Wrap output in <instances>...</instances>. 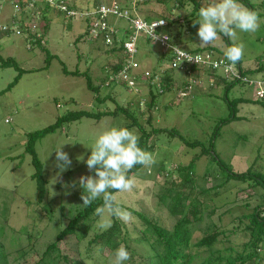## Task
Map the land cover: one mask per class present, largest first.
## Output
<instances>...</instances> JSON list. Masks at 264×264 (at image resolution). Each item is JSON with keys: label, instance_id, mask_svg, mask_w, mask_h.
Wrapping results in <instances>:
<instances>
[{"label": "rangeland", "instance_id": "obj_1", "mask_svg": "<svg viewBox=\"0 0 264 264\" xmlns=\"http://www.w3.org/2000/svg\"><path fill=\"white\" fill-rule=\"evenodd\" d=\"M79 9L94 4L98 0H70ZM106 4H120L123 0H99ZM184 2L185 0H180ZM203 4V0H196ZM130 5H137L136 13L143 17L158 18L167 12V8L173 9L177 1L163 3H143L141 0H127ZM207 2V0H205ZM248 9H252L258 15V28L254 32H241L237 30L235 37L230 40L220 34V38L211 44L214 48L221 50L228 47L225 38L231 44H243L244 54L241 60L243 69H254L257 64L264 66V0H238ZM3 8L0 11V235L4 247L16 252L22 247L30 244L28 236L18 232L26 228L33 238L37 239L36 248L46 247L50 240L63 229L69 219L75 214L81 205V194L83 188L79 185L81 176H95L94 171L89 172L85 161L91 154L96 138L105 130L112 127H130L138 137L141 131L138 126L131 125V119L126 114L119 112L115 115H104L99 119L81 118L80 120L63 123L55 132L46 134L33 144V151L41 167V177L45 183V192L42 200L38 198L37 179L33 174L37 171L31 153L26 150L28 135L40 131L56 122L58 117L67 113L87 111H116L117 108H129L134 110L139 103L140 113L137 116L138 123L147 130L158 128L164 130L175 129L179 135L188 142L197 143L195 147H187L182 144L178 137L169 136L167 132L159 133L152 137L148 145H154L152 149H144L152 153L156 163L150 167L140 168L131 176L134 180V188L129 192L116 194V199L123 209L131 213L127 221L121 220L126 226L131 237H140V230L144 227L141 219L132 213H146L149 217L156 219L159 224L168 228L172 226L173 220L167 217L165 211L157 208L156 201L159 194L158 186L162 183L161 178L149 174L147 169L155 173L161 165L169 169L172 164L187 166L194 160V173L202 175L205 171L212 174L214 182L220 183L222 175L226 172L217 161L210 156L201 157L202 148H208L209 143H214V151L227 169L235 174L250 171L252 175H264V99L254 102L257 97L256 90L246 84H235L229 89L230 100L244 98L245 102L237 105L238 118L230 123L223 124L216 135L220 121L228 117L230 110L222 99L225 91L224 86L209 85L201 80H196L192 88L185 90L169 91L158 97V103L153 111L144 112V105L150 98L147 96L146 82L151 77L153 68L167 67L169 57L162 56V48L156 43H146V38L138 36L136 46L139 53L133 58L138 64L133 73L140 74L146 82L135 83L134 86L122 84H110L114 75L107 82L106 69L118 65L121 53L116 51L108 53V49L101 41H84L77 38L84 32L83 19L75 17L74 21L68 22L62 16L55 15L49 9L47 21L40 18L35 30L44 29L42 42H32L31 35L17 24L19 21L28 23L30 18L17 15V21L13 19V8L6 1L0 0ZM43 7L42 4H39ZM167 7V8H166ZM250 7V8H249ZM200 9V8H199ZM199 9H194L191 3L186 6L182 13L181 22L186 18L189 24L199 19ZM177 10L176 8L174 11ZM176 15V14H175ZM39 18V17H38ZM114 25L122 27L123 22L116 20ZM30 25H36V19ZM199 25L193 26L191 32L183 29L181 37L172 41L183 50L189 51L201 47L197 30ZM163 29V32H173ZM35 33V32H34ZM39 35L42 31L37 32ZM173 37V36H172ZM34 39H38L36 36ZM175 40V41H174ZM47 53L51 55L48 61ZM221 57L224 54L216 53ZM13 59L18 68L23 70L17 84L10 86L17 77L19 71L13 66H5L4 61ZM47 60V61H46ZM63 68L69 72L78 71L86 73L91 84L99 86L98 94L87 87L85 76L65 75ZM149 73L146 76L145 73ZM220 74V72H218ZM255 79H264V71L253 73ZM177 83L182 82L185 76L179 71L175 75ZM188 77H190L188 75ZM188 77H186L188 79ZM193 79L192 77H190ZM118 79V78H117ZM120 79V77H119ZM117 82H121L120 80ZM108 84V85H107ZM254 93V94H253ZM255 95V98H254ZM100 98V103L95 99ZM170 101V102H169ZM151 114V115H150ZM150 125L148 124L149 116ZM7 120V122H5ZM131 125V126H130ZM218 126V127H217ZM214 137V139H213ZM62 147L71 159L72 163L67 170L61 172L56 166L55 151ZM211 152V150H208ZM195 158H197L195 160ZM175 168V166H173ZM216 174V175H215ZM150 175V176H149ZM251 176V175H250ZM264 181V177L262 178ZM255 178L231 179L223 189L220 196H216L209 202L220 204L225 197L234 200L230 202L233 207L231 215L224 217V224L231 228L236 217L244 213L240 204L242 198L249 196V203L263 205L264 208V182L260 180L254 185ZM212 180L206 183V187L214 185ZM199 185L196 189H199ZM240 189V190H238ZM242 190V191H241ZM198 191V190H197ZM235 191V192H234ZM199 192V191H198ZM234 192V193H233ZM229 200V199H228ZM157 208V210H156ZM131 211H130V210ZM264 214V213H263ZM102 221L110 223V215L105 211ZM107 217V218H106ZM100 221L94 223L87 236L80 240L71 238L65 245L77 242V252L84 264H111L114 252L104 248L98 250V246L90 244L94 235L100 231ZM101 222V223H102ZM209 222L206 219L205 225ZM237 224L234 222V225ZM204 225V226H205ZM14 230V231H13ZM16 232L18 242L12 245V238ZM203 236L201 231H196L192 243ZM230 244L241 242V235H230ZM53 241V240H52ZM227 241L217 244L215 247L221 249L230 245ZM197 253L193 264L199 263L208 256L204 249L195 250ZM220 255H225L220 250ZM29 254L26 259H29ZM218 255V254H217ZM11 264H22L21 259L11 255ZM78 264V263H73ZM249 264H257L249 263ZM263 264V263H262Z\"/></svg>", "mask_w": 264, "mask_h": 264}, {"label": "trees", "instance_id": "obj_2", "mask_svg": "<svg viewBox=\"0 0 264 264\" xmlns=\"http://www.w3.org/2000/svg\"><path fill=\"white\" fill-rule=\"evenodd\" d=\"M64 1L65 6L68 10H76L82 12H90L94 10L96 6L100 4H106L103 1L98 0L94 4L79 9L78 6H76V4H72L70 0ZM170 1L172 0H141V2L146 4H166ZM173 1H177V3L173 5V9H171V7H166L167 12L160 15L158 18H150V16L148 15H143V17H141L148 23L160 20L166 21V24L158 27L155 30V33L166 35L168 37V42L171 46L183 50L180 46L176 45L172 41V38L177 40L179 37H181L183 29L187 30L188 32H191L193 28V26L189 24V21H186V18L181 22L180 19L182 17V13L185 12L188 3H191L195 10L199 9L202 5L199 4L196 0H185L184 2L180 0ZM19 2L22 3V0H19ZM36 4L39 5L40 2H36ZM42 5L43 7L39 5V7H41L40 9L42 10V19L47 21L48 15L46 12L49 9H51V12L55 15H59L63 18H66L65 12H62L60 9H55L47 3H43ZM129 6L130 3L127 2V0H123L120 3V7L122 9L128 8ZM175 8L177 10L174 11ZM250 10L252 9L250 8ZM30 12L31 10H28L25 13V18L30 17ZM65 20L68 22H72L74 21V18L70 17L66 18ZM117 20L122 21L123 25L122 27H117V25H115L118 30L116 33L117 39L114 40L111 46L105 44V34L103 33H101L97 38H92L90 36L89 18L82 20V22L85 24L84 32L80 37L77 38V41L81 39L89 42L97 40L101 41L102 45L108 49V53L113 54L116 51L121 53V56L118 57V65H114L112 68L106 69V78L103 83L107 82L111 75H116L123 68L126 61V57L123 54V44L129 40L131 30H129L128 27L129 21H127L126 19ZM23 22L24 21L22 20L18 23L20 24V27L24 30ZM110 23H114L113 18ZM46 26L44 27V29H46ZM173 27H175L174 29H176L175 34H173V32L162 33L163 29L172 30ZM24 31L26 32L25 34H27V31ZM138 36L145 37L146 43L148 44L153 43L151 39L143 33L138 34L137 37ZM31 37L33 38V36ZM137 37L136 41L138 40ZM225 40L228 44L227 46L232 45L229 42L228 38H225ZM37 41L40 40L37 39L32 42L36 43ZM183 51L190 53L186 50ZM224 52V50L214 48L212 45L206 47H199L193 50V52H191L190 54L199 56L202 59L209 60L211 62H220L221 65H219L218 67H213L212 65L207 64L191 65L188 67V69H186L181 66V64H178L175 67L172 66L175 57L173 55V51L168 50L166 52H163L162 56H165V54H167L170 63H168L167 67L158 66L157 68H153L151 70V77L149 78L148 82H146V80H143L140 74L134 73V82L140 83L145 81L146 88L148 89L147 96H149L150 101H146V105H144L143 107V109L145 110L144 112L149 111L151 113L153 109L157 105H159L158 97L160 95H163L165 92H169L171 90L178 91L185 90L188 87L192 88V84H194L196 80H201L208 85L210 83H214V86L221 85L224 86L225 91V94L222 99L227 104L230 112L228 117L222 119L219 122L220 125H218L219 127L217 126L218 129L217 132H215V134L217 135L220 130L219 128L223 124L230 123L231 121H234L238 118L237 105L241 102L247 101L244 98H237L232 100L229 99L228 92L233 85L246 84L254 92L256 89L253 83L259 82V87L263 91V96H257L255 98L254 95L255 99L253 100L254 102H259V100L264 99V79H255L252 76L253 73L264 71V66L257 64L254 69L245 70L242 68L240 61L236 65L231 66L232 70L230 72L225 73V69L226 67H228L229 62L224 56H216V53L224 54ZM138 53L139 50L136 46V52L133 56L135 57V59ZM47 55V59L49 61L51 59V55H49V53H47ZM3 64L5 66H13L19 71L17 77H15L14 81L10 85L12 87L17 84L19 78L21 77L24 71L18 68L17 64L13 59H8L7 61H4ZM179 71L183 74V76H185V79L182 82L177 83L175 75ZM218 72H220V74H218ZM63 73L65 75L85 76L87 79V87L90 90H94V92L98 94L99 86L94 87L91 84L88 76H86L85 72H69L66 68H63ZM233 73L240 74L241 78H235ZM128 74L132 75L131 73ZM188 75L193 79L188 77ZM186 77H188V79ZM243 78H246V81H243ZM108 82L114 85L122 84L128 88L125 82H116L114 79ZM248 82H251V84ZM95 99L100 103L101 100L98 96H96ZM115 110L116 111H114V113L111 111L108 112L106 110L98 111L96 113H90L87 111H78L71 113L69 112L64 116L58 117L54 124L28 135L29 138L26 142V150L31 153L35 165L36 163L38 165L36 166L37 171L33 174V177L37 179L38 198L40 201L44 196L45 183L40 174L41 167L37 161L35 152L33 151V144L39 138H43L46 134L55 132L58 128L61 127L63 123L80 120L84 117L99 119L104 115H111V113L112 115H115L119 112H122L126 114L129 119H131L132 126H138V128L140 129L141 135L139 137V147H141L142 149H152L154 145H148L150 139L155 135L163 132H167L169 136L178 137L182 141V144L187 147L193 148L198 145L196 142H188L184 137L179 135V132L175 129H171L168 131L164 129L151 128L150 130H147L143 125L138 123V120L136 118L137 116L143 114V112L140 113L139 103L134 110H130L129 108L124 107H119ZM150 119L151 116H149L148 119L149 125ZM213 147L214 143L212 144L211 141L208 145V148H202L211 150V152L208 150H203V152H201V157L203 155L210 156L214 161H217L222 167L223 171L226 172L222 175L223 180H221L222 182L220 183L214 182L212 174L209 173V171H205L202 175L199 176L196 175L194 173V167H192V165H194V160H192L187 166H184L182 164H172L169 169L165 168L164 165H161L155 170V173L147 169L149 174L153 173L156 179L161 178L162 180V183L158 186L159 194L156 197V205L160 211H165L167 217L174 221L171 227L168 228L163 224H159L156 219L149 217V215L146 213H136L132 210V213H135L141 219L142 225H144V227L140 230L141 236L138 238H133L127 231L126 226L119 218L115 216H110L109 224H105V222L103 223L102 221H100L103 220L104 216H102V214H98L97 209L99 207H102L103 205L102 197L94 200L89 206H82L83 201H81L80 208L69 219L67 225L56 234V236L52 239L53 241L50 240L51 242H49L47 246L43 247L42 249H37L35 247L37 239L33 238L26 228H23L19 229L18 232L26 234L30 242H32L26 246V250L22 247L21 249L12 253L11 251H8L2 243L1 238L3 234H5V232H3L2 235H0V264H11L9 258H11L12 254L15 257L21 259L22 264H84L83 259L79 258L77 252V242L68 245H65V242L70 240L72 237L75 238V240L83 239L87 236L88 232L92 229L94 223H96L97 221H100V225L104 226H100V231L94 235V238L92 239V241H90V244L97 245L99 251L106 248L111 252L116 251V249L121 244L125 245L129 253L131 254V258L128 261L124 262V264H193L192 262L195 259V255L197 253H193L192 249H204L208 252V256L206 258H203L202 261L196 264H249L254 262H256L257 264H264V208H262L263 205L255 203L251 205L249 203V196L247 198L238 199L240 200L239 205L244 208L245 211L241 216L236 217L234 221L232 220L233 225H231V228L229 229L224 224V217L227 215H231L233 207L230 206V202H234V200H231L229 196H226L224 201L220 204H209V202H212L216 196H220V190L223 189L231 179H245L247 177H253L256 179V183H254V185H256L258 184L257 180L264 182L262 181L264 175H252L250 171H247L242 174H235V172L230 169H227L225 165H223L219 156L215 153ZM196 159L197 158H195V160ZM173 166H175V168H173ZM140 168H142L141 165H136L133 169L130 170L128 176L131 178V176H134ZM209 180H212L214 182V185L210 188L206 187V183ZM197 185H199V189H196ZM109 191L113 190L110 189ZM206 219H208L209 222L205 225ZM234 222L237 224L234 225ZM196 231H201V233H203V236L200 237L197 242L193 244L192 238ZM16 232L17 231L13 232L15 236L13 235L11 242L12 245H15V243H17L19 240V237L16 235ZM232 234L241 235L243 237L242 241L233 243L231 245L230 243L232 241H230L229 238ZM223 241H227L230 245H228L227 247H222L221 249L225 251V255H220L219 253L221 249H217L215 246L221 242L223 243ZM29 254H31L29 256V259H26V256H28Z\"/></svg>", "mask_w": 264, "mask_h": 264}, {"label": "clouds", "instance_id": "obj_3", "mask_svg": "<svg viewBox=\"0 0 264 264\" xmlns=\"http://www.w3.org/2000/svg\"><path fill=\"white\" fill-rule=\"evenodd\" d=\"M198 16L199 19L193 23V26L199 25L197 37L201 47L213 44L220 38L221 33L232 40L237 30L254 32L258 28L257 13L238 0H207V2L203 0ZM175 50L179 57L192 61L187 52L179 48ZM243 54L242 43H233L226 47L224 55L229 62L228 67L240 62ZM55 158L56 166L61 172L67 170L72 163L62 147L55 151ZM85 163L89 172L94 171L95 176L79 178V185L84 190L81 194L82 206H89L94 200L102 197L103 205L97 209L98 214L107 211L110 216L127 221L131 213L119 205L116 194L129 192L134 188V180L128 176V173L136 165L150 167L155 164L154 155L139 147V137L134 131L126 127H112L96 138ZM110 189L113 191H109ZM130 258L131 254L125 245L121 244L116 249L111 264H124Z\"/></svg>", "mask_w": 264, "mask_h": 264}, {"label": "built area", "instance_id": "obj_4", "mask_svg": "<svg viewBox=\"0 0 264 264\" xmlns=\"http://www.w3.org/2000/svg\"><path fill=\"white\" fill-rule=\"evenodd\" d=\"M9 3V5L13 8V20L17 21V15H23L25 17V13L28 10H31L30 12V20L28 23L23 22L24 30L27 31V34L33 33V39L35 36L42 42V37L44 35L45 29L35 30L36 26L38 25V20L42 16V10L40 9L39 5L36 4V2H40V4L47 3L51 7H54L55 9H60L62 12H65L66 18H74L78 16V19H87L89 18V34L92 38H97L101 33L105 34V44L106 45H112L114 40H116V33H117V27L113 24H111L112 17L117 19H126L129 21V30H131V35L129 37V40L126 41L124 45V51L123 54L126 57L125 64L123 68L114 75V79L116 82L120 77L121 82H125L127 85L134 86V78H133V71L138 68V64L136 62H133V56L136 52V37L138 34L143 33L147 35L153 43L158 44L163 52H166L168 50L173 51L174 60L172 63V66L175 67L176 65L183 66L184 68L188 69L191 65H216L213 67H218L221 65L220 62H211L209 60L202 59L199 56H195L193 54H189V56L192 58V61H187V58L179 57L174 46H171L168 42V37L163 34H156L155 30L166 24V21L160 20V21H152L150 23L146 22L142 19L140 15L136 13V7L137 5L134 4L130 5L128 8H121L120 4L112 3V4H100L94 8V10L90 12H82V11H76V10H68L65 6L64 0H22V3L19 2V0H3ZM24 3V4H23ZM3 8V3H0V10ZM39 17V18H38ZM28 18V17H26ZM36 19V25L29 23H33ZM163 22V23H161ZM19 24V23H17ZM45 27V26H43ZM39 31H42V34L39 35ZM183 51V50H182ZM199 58L198 60L196 58ZM232 70V67H226L225 73H228ZM128 73H131L132 75H129ZM146 76H149V73H145ZM235 78H241L240 74L233 73ZM118 78V79H117ZM243 81H246V78L242 79ZM251 84V82H248ZM253 83V82H252ZM254 87L258 89L256 91L257 96L262 97L263 91L260 89V83L254 82ZM7 122V120L5 121Z\"/></svg>", "mask_w": 264, "mask_h": 264}]
</instances>
